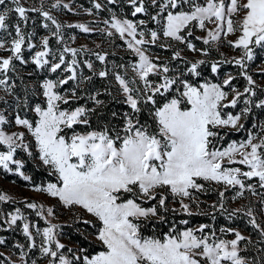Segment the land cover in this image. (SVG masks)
I'll return each instance as SVG.
<instances>
[{
  "label": "snow or ice",
  "instance_id": "snow-or-ice-1",
  "mask_svg": "<svg viewBox=\"0 0 264 264\" xmlns=\"http://www.w3.org/2000/svg\"><path fill=\"white\" fill-rule=\"evenodd\" d=\"M0 176V264H264V0H0Z\"/></svg>",
  "mask_w": 264,
  "mask_h": 264
},
{
  "label": "rangeland",
  "instance_id": "rangeland-1",
  "mask_svg": "<svg viewBox=\"0 0 264 264\" xmlns=\"http://www.w3.org/2000/svg\"><path fill=\"white\" fill-rule=\"evenodd\" d=\"M83 2L86 4L87 0H83ZM67 18L71 19V20H75L76 19L75 17H72L71 14H68ZM82 42H84L83 37L80 38L78 43H82ZM259 63H260V61L258 60L257 64H259ZM253 71L254 72L258 71V69L254 67ZM13 179H16V181H17L15 184L12 183ZM0 189L6 190L10 194L15 195L18 199H22V198H26V197L27 198H34L36 200L44 199V197H42V196H40V195H38L36 193H33V192L29 191L27 188H25L23 186V182L19 181L15 177H8L7 179H5L4 177L0 176ZM48 203H51V201H48ZM61 219H65V218L62 217ZM15 239H18L21 242H23V238L21 236H19L18 234H15Z\"/></svg>",
  "mask_w": 264,
  "mask_h": 264
},
{
  "label": "trees",
  "instance_id": "trees-1",
  "mask_svg": "<svg viewBox=\"0 0 264 264\" xmlns=\"http://www.w3.org/2000/svg\"><path fill=\"white\" fill-rule=\"evenodd\" d=\"M87 4V3H86ZM37 179H39V177H37ZM65 231H69L68 229H65ZM70 235H73L71 232H70Z\"/></svg>",
  "mask_w": 264,
  "mask_h": 264
}]
</instances>
